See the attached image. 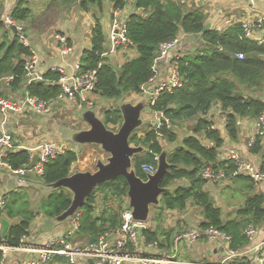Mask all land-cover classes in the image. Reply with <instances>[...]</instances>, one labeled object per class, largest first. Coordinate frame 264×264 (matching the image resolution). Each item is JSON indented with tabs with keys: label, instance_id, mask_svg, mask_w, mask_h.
<instances>
[{
	"label": "trees",
	"instance_id": "1",
	"mask_svg": "<svg viewBox=\"0 0 264 264\" xmlns=\"http://www.w3.org/2000/svg\"><path fill=\"white\" fill-rule=\"evenodd\" d=\"M106 0H56L55 8L67 6L68 11L95 13L102 17ZM130 0H109L114 10L124 9ZM187 2L176 0H135L139 13L130 17L127 24V37L135 45L138 56L129 59L122 67H117L110 58H106V32L97 22L91 32L92 47L84 51L81 58V71L97 70L96 90L105 100L120 102L130 95H140L141 86L152 77V65L162 43L175 39L180 32L194 37L200 36L202 49L181 60V72L186 79L181 88L171 94H163L151 112H163L173 124L172 128L163 126L143 132L133 133L130 143L142 146L145 152L136 155L133 167L138 176L145 178V164L158 163V156L164 151L165 141L171 146L168 154L170 168L162 186L173 190L161 197V204L152 208V227H143L141 235L143 244L157 243L158 249L171 251L174 247L175 231L166 226V217L172 211H185L192 203L202 212L203 230L217 228L232 237L231 250H241L249 243L245 229L252 224L261 227L264 223V194L255 191L256 184L248 176L234 178L237 193L244 195L240 209L225 222L223 210L219 207L211 193L207 190L208 181L202 176L205 168L225 170L235 169L233 162L220 160L225 141L220 130L216 129L208 115L215 105L228 118L226 132L233 142L239 140L240 118L256 119L264 113V45L242 38L243 29L235 24L225 31L210 29L203 32L209 23V15L201 8ZM3 14V3H0V17ZM15 22L24 23L32 20L33 10L24 3H19L11 12ZM114 17V16H112ZM12 30L4 21L0 22V74L15 75L14 90L22 89L25 94L42 100H53L61 94L58 81L60 71L50 70L43 81L28 86L24 83V67L26 59L32 56L30 46L22 43L18 35L10 38ZM244 54L243 59L237 55ZM241 93L238 95L237 93ZM3 92L0 91V96ZM34 113V112H33ZM36 114V113H35ZM198 119L192 132L180 138L177 125ZM103 120L107 126L122 124L120 107H112L103 112ZM175 127V128H173ZM161 133L162 136L159 134ZM214 143L207 147L199 136ZM252 154L263 150L262 139L257 137L255 144L249 147ZM80 153L71 148L51 159L44 166V174L39 179L45 185H51L71 175L73 165L78 162ZM8 161L15 169L27 166L31 162L30 152L14 149ZM188 181L189 186L177 184ZM33 185V184H31ZM20 187L17 192L9 193L4 209H0V263L5 255L1 247H20L23 239L31 234L33 223L38 219L53 218L66 211L72 203L73 195L65 188L51 190L45 196L36 199V192L31 188ZM128 184L123 176L104 182L89 196L80 209V233L95 242L106 230L115 228L121 221L124 198L128 197ZM36 191V190H35ZM115 199L118 207L109 206ZM2 219L11 225L7 237L2 235ZM59 264L64 259L56 258ZM233 264H249L235 260Z\"/></svg>",
	"mask_w": 264,
	"mask_h": 264
},
{
	"label": "built area",
	"instance_id": "2",
	"mask_svg": "<svg viewBox=\"0 0 264 264\" xmlns=\"http://www.w3.org/2000/svg\"><path fill=\"white\" fill-rule=\"evenodd\" d=\"M5 1L0 0V3H4ZM176 1L184 3L189 0ZM198 1L195 0L197 7L199 6ZM205 2L217 14L218 20L210 22L213 29L225 31L238 23L243 29L242 38H247L264 45V13L260 12L254 0H233L234 6L230 12L223 9V6L221 7L217 3V0H206ZM240 11L244 12L243 16H239ZM137 13H139V9L135 6V0H130L124 9L113 10L114 21L109 37L111 48L110 51L109 48L106 49L104 53L106 58L115 56L121 52L128 55L129 58H134V56L138 55L135 45L127 37V24L130 17ZM4 24L9 29L15 26L16 35L19 36L22 43L30 46L24 23L15 22L10 14L4 18ZM56 39L60 47V53L64 58L74 53V45L67 35H57ZM202 47L203 41L200 36L194 37L184 32H180L175 39L160 45L158 55L151 68L152 77L140 89V95L144 97L149 96L148 106L150 112L151 107L156 104L163 94H171L175 89L181 88L185 84L186 79L181 72V60L184 57L195 54ZM237 56L239 59L244 58V54ZM40 66L39 58L32 51V56L26 59L24 67L25 86L44 80V74L39 70ZM15 78V75L0 74V91L3 92L0 96V124L2 127V131L0 132V172L4 171L7 174L13 175L19 185L29 186L43 176L46 163L56 158L60 153L71 149V147H69V142L62 141V139L57 142L54 140L41 141L33 148L20 147V149L30 152L31 161L35 154H38V162L31 170L27 168L28 165L15 169L8 161L11 152L17 147L13 133L9 129L11 116L15 113H24L29 110L44 116L61 114L60 112L65 115L68 113V110L73 111L78 116L84 110H95L99 113L97 99L100 97V94L96 90L98 76L97 70L84 73L81 71V64H75L71 73H62L58 81L61 94L53 100H42L28 94L17 99L13 88ZM221 114L223 115L224 125L227 126L228 118L222 112ZM154 116L157 120L155 124L157 131L163 126L172 128L173 124L171 120L163 112H156ZM255 127L256 131L249 139L248 147H252L255 144L257 137H264V113L255 119ZM159 134L162 136L161 133ZM220 160L222 162H233L235 169L227 172L223 169L205 168L202 171V176L208 182L213 184L228 182L239 176H248L256 184L264 182V167L255 166L246 160L239 151L231 150L222 153ZM143 170L145 174H155L157 164H145ZM7 199H9V193L0 195V209H4ZM123 200V210L120 212L121 221L119 225L106 230L97 241L83 242V240L76 239L80 233L83 214L79 210L67 222L69 225L63 233L51 236L43 245H22L15 248L1 247L4 250L5 256H7L9 250L25 254L23 258H14L8 264H52L56 258L65 259L66 264H204L201 262L183 261L178 258L175 252H164L158 256L144 254L141 247V244H143L141 229L145 227V223L134 219L128 197ZM108 204L115 208L119 205L115 199ZM259 228L252 224L247 226L244 234L247 237L248 243H253L258 238L261 233ZM185 237H188L191 243H196L199 238L203 237L208 239L211 244H215L220 240L228 245L232 243L231 235L214 227L205 229L201 233L179 234L176 240L181 241ZM145 247H156V243H148ZM243 254V250H229L227 261ZM255 261L256 264H264V238L255 253ZM219 264L226 263L224 261Z\"/></svg>",
	"mask_w": 264,
	"mask_h": 264
},
{
	"label": "crops",
	"instance_id": "3",
	"mask_svg": "<svg viewBox=\"0 0 264 264\" xmlns=\"http://www.w3.org/2000/svg\"><path fill=\"white\" fill-rule=\"evenodd\" d=\"M205 1L206 0H199L198 7L208 13L211 19L209 20V23L217 21L218 18L215 10ZM254 1L260 12L264 13V1ZM21 2L28 5L33 10L32 20L24 22V25L28 27L27 40L30 48L39 58L41 63L39 70L44 75L50 70L60 71L61 73H71L75 64H81V58L84 51L90 50L92 47L91 32L97 22H101L106 33L108 31L111 33L112 31L111 27H113L114 21V17H112L114 7L113 4L109 2V0L105 1L104 13L102 17L97 16L95 13H81L73 10V14L69 13V11H61L60 13L58 12V18L52 19H50V15L53 12L54 0H51L50 2L49 0H6L3 3V14L0 17V22H3L4 18L7 15H10L13 9ZM217 3H219L221 7L223 6V9L228 12H230L232 10L231 8L234 6L233 0H217ZM60 14L64 15L60 16L62 19L59 17ZM94 14L96 16H94ZM243 14V11L239 12V16H243ZM65 17L69 19H64ZM96 17L98 21H96ZM11 32L12 34L10 33V38L16 34L13 32V30ZM60 34L67 35L71 43L74 45V53L67 58H64L60 53V47L58 46L56 39V36ZM0 40H3L2 32H0ZM108 48L110 51V40H107L106 49ZM137 56L138 55L134 57ZM108 58H110V61L116 64L118 68L122 67L129 60V56L122 52L115 56H109ZM15 92L17 99L20 97L22 98L25 95L22 89L15 90ZM101 98L102 97L100 96L99 99ZM60 113L63 114L62 112ZM201 117L198 116L188 122H193L196 124L198 119ZM207 117L211 121L212 125L216 129L220 130L222 137L224 138L225 144L221 150V154L231 150H236L239 151L246 160L253 163L255 166L261 168L264 167V137L261 138L263 146L261 153L252 154L248 147V141L256 131L255 119H239V140L237 142H233L226 132V126L224 125L223 115L221 114L219 105H215ZM50 120V116L35 114L31 110L25 111L24 113L13 114L9 123V129L12 131L15 139V144L17 146L15 148L20 149V147L24 146L33 148L41 141L55 140L56 138L61 140L62 138L57 136L58 128L56 127L58 126L55 123H52V120ZM150 121L151 124L155 126L157 120L154 114H151ZM1 131L2 127L0 124V132ZM199 138L207 147H214V143L206 139L204 136L200 135ZM233 183L234 179H231L228 182L217 184L209 182L207 185V190L211 193V196L214 198L216 204L223 210V218L225 222L229 217L235 215L237 209H240L244 199V195L237 193L238 189ZM178 184L184 186L190 185L188 181H180ZM20 187L23 186L18 184L17 179L13 175L7 174L4 171L0 172V195L17 192ZM24 188H28V186H24ZM255 191L258 194H264V182L257 183ZM193 208L198 209L196 213L197 215H194L192 210ZM176 214L180 215L179 218H176V222L171 224V219L170 221H167L169 224L168 227L174 229L176 234L173 249L171 251H167L166 249H158L157 247H145L144 244H141L143 253L158 256L164 252H175L177 253L178 258L183 261L201 262L204 264H219L224 261L226 264H233L235 260H240L243 263L256 264L255 253L264 238V223L259 228L261 233L258 238L253 243H249L246 247L241 249L244 251V254L227 261V258L229 257L228 251L231 249L230 245L222 242V240L215 244H211V242H209L208 239L204 237L199 238L196 243H191L188 237H185L181 241L176 240L179 234L188 235L190 233H201V231H203L201 228V223L203 221L202 212L198 207H195L194 203H192L185 211H172L168 213V215L172 216ZM42 221L43 219L38 218L33 223L31 234L24 239L23 245H43L50 239L51 236L63 233L66 227L69 225V223H65L56 226L52 232L42 233L40 230ZM145 227H147V223H145ZM76 239L83 240V242L89 241L88 238L81 233L77 235ZM24 255L25 254L22 252L9 250L7 256L4 257L0 264H8L14 258H23ZM52 264H59V262L54 260ZM64 264H66L65 259Z\"/></svg>",
	"mask_w": 264,
	"mask_h": 264
},
{
	"label": "water",
	"instance_id": "4",
	"mask_svg": "<svg viewBox=\"0 0 264 264\" xmlns=\"http://www.w3.org/2000/svg\"><path fill=\"white\" fill-rule=\"evenodd\" d=\"M94 16L96 15L94 14ZM96 21H98L97 17ZM210 29H212V24L208 23L203 32ZM12 30L16 33L15 26L12 27ZM148 101L149 96L147 95L137 104L118 102L123 120L117 131L111 130L95 110H84L79 114L81 120L88 127L87 129H73L69 134V139L79 146L99 145L109 154V157L106 162L98 161L95 172L77 170L51 185H45L40 180L34 183V185L50 191L65 188L73 195L71 206L66 211L56 217L43 219L40 228L42 233L52 232L56 226L67 223L82 208L100 184L119 176L125 177L127 181L129 205L133 210L134 219L141 223L149 222L152 208L159 206L162 195L173 189L162 186L171 166L167 158L172 148H165L158 156L155 174H146V177L142 178L137 175L133 167L134 157L144 153L145 148L132 145L130 138L145 123L143 113L147 109ZM37 162L38 154H35L27 168L33 169ZM2 225V235L6 238L11 223L7 219H2Z\"/></svg>",
	"mask_w": 264,
	"mask_h": 264
},
{
	"label": "rangeland",
	"instance_id": "5",
	"mask_svg": "<svg viewBox=\"0 0 264 264\" xmlns=\"http://www.w3.org/2000/svg\"><path fill=\"white\" fill-rule=\"evenodd\" d=\"M50 1L51 0H49V2ZM55 1L56 0H54V3H53V12L50 15V19L58 18V12L60 13L61 11L62 12L68 11L67 6H62V9L55 8V5H54ZM190 2H191V4L195 5L194 0H191ZM73 12H74L73 10L69 11V13H71V14H73ZM61 15L64 16L63 14H60L59 17ZM60 19H62V18L60 17ZM64 19H69V18L65 17ZM27 30H28V27H26V31ZM109 37H110V31H108L106 33V40H109ZM129 59H132V58H129ZM144 98L145 97L142 95L133 94V95H130V96H127L126 98H124L122 100V102L137 104L138 102L142 101ZM103 100H104L103 98L97 99L98 111H99L101 118H103V112L104 111H106L107 109H109L112 106L116 107L118 105V102L116 103L114 101L111 102L108 100H104V101ZM146 107H147V109L143 113V119L145 120V123L141 128L136 130V132L140 133L139 137L143 135V132L148 131L149 129L154 127V125H152L151 121H150L151 114H153V113L150 112L148 105ZM50 118L52 120V123H55L58 126V127H56V128H58L57 136L62 138V141L69 142V147L74 148L75 150L79 151V153H80V158H79L78 162L73 165L72 172H75L77 170L82 171V172H86V171L95 172L97 169L96 166H97L98 161H100V160L103 162L107 161L109 154H107L104 150H102V148L99 145L79 146L69 139V134L73 129H75V130L87 129V127H88L87 124L84 123L77 114H75L71 110H68V113L65 115L64 114H60V115L54 114V115L50 116ZM194 125H195V123L188 122V121L177 125L176 130L179 133V137L182 138V137L186 136L187 134H190L192 132V128L194 127ZM120 126L114 127L112 125H109L108 127L113 131H117L120 128ZM173 128H175V127H173ZM58 139L59 138H56L54 141L57 142ZM162 142H163L162 144L165 148H171V146H168L165 141H162ZM177 184L178 183H176V185ZM31 186L32 187H29V188H31L34 193L36 192V199L37 200L40 197L45 196L50 191L47 189H42L38 185L36 186L33 184ZM192 210L194 212V215H197L196 213H197L198 209L193 208ZM151 215H152V212H151ZM179 217H180V215H178V214L173 215V216L167 214L166 219H167V221H170V219H171V224H173L174 222L177 221L176 218H179ZM167 221H166V226L168 227L169 224L167 223ZM152 226H153V224L149 220V222L147 223V227H152Z\"/></svg>",
	"mask_w": 264,
	"mask_h": 264
}]
</instances>
